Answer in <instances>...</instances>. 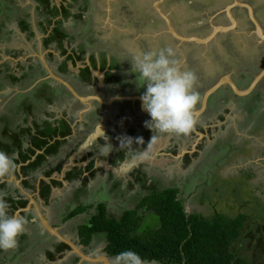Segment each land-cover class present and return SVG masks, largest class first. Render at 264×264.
I'll list each match as a JSON object with an SVG mask.
<instances>
[{
  "label": "flooded vegetation",
  "instance_id": "obj_1",
  "mask_svg": "<svg viewBox=\"0 0 264 264\" xmlns=\"http://www.w3.org/2000/svg\"><path fill=\"white\" fill-rule=\"evenodd\" d=\"M22 1L0 0V150L18 153V168L12 173L18 185L9 181L10 174L0 180V193L10 204L9 213L25 218L31 213L27 226L44 229L38 215L44 217L52 204L68 162L74 166L64 175L68 183L82 184L83 175L72 177L81 170L86 180L96 185L108 183L112 193L119 191L117 198L127 195L128 191L123 192L126 188L144 191L140 203L153 191L178 190L174 183L163 180L161 162L177 158L180 164L192 163L205 148L201 141L189 146L190 142L206 138V128L211 131L214 122H222L220 132L225 130L231 118L227 114L232 113L227 105L240 109L243 104L247 112L254 109L243 122H257L264 77L249 96H237L230 85L245 89L264 68V0ZM23 23L29 30L21 29ZM41 26L47 27L45 32ZM165 46L175 49L183 70L198 77L200 102L193 114L195 128L188 136L155 134L144 127L150 117L141 107L144 89L138 88L130 61L142 50ZM215 86L203 107L206 94ZM237 131L229 129L234 138H243ZM154 135L147 155L142 156ZM167 137L162 148L157 140ZM126 138H132V144L124 141ZM138 138L142 144L136 143ZM37 140H46L45 146L37 148ZM88 140L91 143L86 147ZM48 148L56 152L45 155ZM79 151L84 153L81 160L74 158ZM24 155L26 161H22ZM41 156L44 159L34 171L26 172L25 167ZM133 160L137 165L128 167ZM123 173L127 176L121 179ZM45 186L49 187L47 198L43 197ZM102 205L113 217L108 205ZM72 212L67 213L65 222L85 213L70 218ZM139 212L144 213L142 208ZM78 230L80 233V227ZM28 233L19 237L16 249L0 250V264H20L26 259ZM55 239V251L63 260L72 249L66 245L68 250L58 253L62 242ZM73 244L86 255L88 245L80 237ZM44 254L48 262L56 260L52 254ZM73 255L78 263L79 255ZM73 255L61 263L72 264Z\"/></svg>",
  "mask_w": 264,
  "mask_h": 264
},
{
  "label": "rangeland",
  "instance_id": "obj_2",
  "mask_svg": "<svg viewBox=\"0 0 264 264\" xmlns=\"http://www.w3.org/2000/svg\"><path fill=\"white\" fill-rule=\"evenodd\" d=\"M24 1L32 0L22 2ZM0 8H3L1 3ZM248 83L249 81L243 83L242 88ZM261 103L260 110L255 113V123H252V119L249 123L247 119L243 122L248 113L246 108L243 109V104L240 109L232 104L227 105L232 113L227 114L231 118L225 130L220 132L222 122H214L211 131L206 128V138L190 142L189 146L197 145L198 141H201L205 148L192 163L180 164L177 158L175 161L161 162V167L164 168L162 178L168 184L174 183L177 186L186 213H199L206 219H213L217 215L233 220L244 217L241 236L233 245V251L249 264H264V96ZM230 128L238 130L237 135H242L243 138H234L229 133ZM163 139L157 140L159 145L162 144V148L165 147L163 142H166L168 137ZM183 147L185 150L187 145ZM180 152L182 153L181 150ZM180 152L179 157L182 155ZM129 192L125 197L118 196V205H110V211L114 213L115 218L118 215V218H121L126 209L138 207V201L144 191L131 192L129 188ZM97 199L102 197L98 196ZM94 201H88L87 205ZM143 211L147 216L140 223L142 230L155 227L158 221L156 216H150L153 212L149 210ZM95 213L96 208H93L75 219L85 224ZM93 238L100 239L101 246L104 242L107 245L105 234L98 233ZM112 262L115 264V257Z\"/></svg>",
  "mask_w": 264,
  "mask_h": 264
},
{
  "label": "trees",
  "instance_id": "obj_3",
  "mask_svg": "<svg viewBox=\"0 0 264 264\" xmlns=\"http://www.w3.org/2000/svg\"><path fill=\"white\" fill-rule=\"evenodd\" d=\"M42 28L41 26V30L45 32L47 27ZM21 29L27 31L29 25L23 23ZM32 36L33 34L30 35ZM256 95L255 100L259 98ZM253 110L250 108L248 113L253 114ZM37 141L35 145L39 149L46 144V140ZM54 152L55 148H48L45 155ZM27 159L25 155L22 157V161ZM43 159L41 156L25 167L26 172L34 171ZM91 167L92 164H89L90 169ZM82 173L77 170L72 177H81ZM142 175L144 178L141 182L145 185L146 176ZM85 187L87 182L83 181L81 193ZM48 190L49 187L45 186L43 197L47 198ZM178 196L179 191L174 188L153 191L140 201L137 208L125 211L121 218L109 217L106 207L100 204L96 207V213L80 227L79 237L83 244L88 245L95 234H105V252L109 257H116L125 250H133L148 264H249L233 251V245L241 236L244 217L233 220L217 215L213 219H206L199 213L188 214L182 204L183 199ZM141 208L153 212L150 216H156L158 221L155 227L142 230L140 223L147 215L139 212ZM87 210L88 208H78L69 217ZM67 250L65 244H58V253Z\"/></svg>",
  "mask_w": 264,
  "mask_h": 264
},
{
  "label": "clouds",
  "instance_id": "obj_4",
  "mask_svg": "<svg viewBox=\"0 0 264 264\" xmlns=\"http://www.w3.org/2000/svg\"><path fill=\"white\" fill-rule=\"evenodd\" d=\"M130 64L131 72L139 82L138 88L144 89L140 96L141 107L150 117L144 122V127L155 134L188 136L195 128L196 120L193 114L200 102V95L196 91V73L180 67V60L171 46L158 50H142L133 56ZM154 140L155 135L147 149L141 153L142 156L147 155L148 147ZM124 141L132 144V138H126ZM136 143L142 144V138H138ZM17 157L16 152L9 155L0 150V180L16 171ZM9 209L10 204L4 194L0 193V250L4 251L18 247L19 237L25 234L29 224L27 218L10 214ZM115 264L148 262L137 252L125 250L115 257Z\"/></svg>",
  "mask_w": 264,
  "mask_h": 264
},
{
  "label": "crops",
  "instance_id": "obj_5",
  "mask_svg": "<svg viewBox=\"0 0 264 264\" xmlns=\"http://www.w3.org/2000/svg\"><path fill=\"white\" fill-rule=\"evenodd\" d=\"M80 152L81 151L75 154L76 157L74 158H76L77 160H81L82 155L84 154ZM84 152L86 153V150ZM73 167L71 165V162H68L63 167L62 172H61L62 177L60 179L62 182L61 188L57 187L54 189L53 197H52L53 198L52 204L48 206V208L46 209L43 215H44V218H46V220L52 227L57 228L58 232L61 235L65 236V238H67L68 240L74 243V241L79 240V235H78L79 227L84 225L80 223L81 221L79 219H75V218L81 217V215L83 214L77 215L74 218L65 222V219L68 216L67 213H69L70 211H75L76 209L81 208V207L88 208V210H90V209L96 208L100 204L102 205L106 203L111 210V207H110L111 204L118 205L117 192L119 191L117 192L114 191L112 193L113 187H111L108 183L100 182L98 185H96L94 184L93 181L86 180L85 179L86 174L83 171L82 173L83 178H84L83 181L87 182V187H85L82 191L83 193H81L80 188H82L83 183L82 184H80L79 182L68 183V181H66V179L64 178L66 171L73 170ZM77 167L81 168L79 167V164L77 165ZM126 176H127V173H123L121 179L126 178ZM9 181H13L16 184V186L18 185V182L16 181L13 174L12 176L9 177ZM3 185H4L3 187L5 188L12 189V186H10L9 184H3ZM130 190L132 192V189ZM125 191H128L126 192V194L130 193L129 189L127 188L124 189L123 192ZM98 196L102 197V199H97ZM90 200L91 201L95 200V201L90 202L87 205V202ZM97 200H101V201H97ZM118 209H121V208H118ZM27 214H28L27 218H31L30 216L31 213L28 212ZM112 214L114 217L115 215L113 212ZM26 231L30 232L28 233V236H27L28 238L24 240V244L26 247L24 253L26 256L25 258L27 260L25 259L20 264H62L61 263L62 261L70 260L69 259L70 255L76 254L72 250V252L67 253V256L63 258V260H59L58 258L59 256L57 255L55 251L57 240L54 237L50 236L43 228L41 230L36 225L26 226ZM25 236L26 234L24 235V238ZM99 241L100 239L97 240L95 238H92V240L89 242L88 246H86V249H85L86 251L85 254L88 257L96 258V261L80 259V261H78L77 263V256L73 255L74 257H71V260L74 259L73 260L74 264H105L103 260L99 257L106 256L105 252H103L104 248H106V242H104V245L101 246L100 244L101 241L100 242ZM45 252L52 254V256H55L56 260L52 262H48L45 259L46 258L44 254ZM43 260L45 261V263L42 262ZM14 264H17V263H14ZM112 264L114 263L112 262Z\"/></svg>",
  "mask_w": 264,
  "mask_h": 264
},
{
  "label": "water",
  "instance_id": "obj_6",
  "mask_svg": "<svg viewBox=\"0 0 264 264\" xmlns=\"http://www.w3.org/2000/svg\"><path fill=\"white\" fill-rule=\"evenodd\" d=\"M42 62H43V65L45 66L46 69H48V66L45 62V60L42 58ZM264 77V68L262 69V71L257 74L254 78H253V81L249 84V86L245 89H238L234 83L231 82V87L234 91V93L237 95V96H240V97H244V96H249L252 91L256 88L257 84L260 82V80ZM217 86L213 87L205 96V99L203 101V107L205 105V102H206V99L208 98V96L215 91ZM91 143V140H88L87 143H86V147ZM132 165L130 164L128 167H132V166H136L137 165V161L133 160L132 161ZM20 211H23V210H20ZM19 212H17L18 214ZM38 217L40 218V221L44 227V230L50 235V236H54L55 238H57L60 242H62L63 244L67 245L68 247H70L76 254L79 255L80 259H83V260H89V261H93L95 260L96 261V258H92V257H88L87 255H84L80 250L79 248L74 245L70 240H68L67 238L63 237L57 230V228H54L52 227L48 221L42 216V215H38ZM99 258H101L103 260V262L105 264H112L111 261L109 260L110 258L108 256H100Z\"/></svg>",
  "mask_w": 264,
  "mask_h": 264
}]
</instances>
